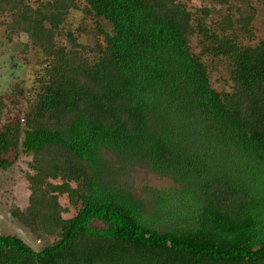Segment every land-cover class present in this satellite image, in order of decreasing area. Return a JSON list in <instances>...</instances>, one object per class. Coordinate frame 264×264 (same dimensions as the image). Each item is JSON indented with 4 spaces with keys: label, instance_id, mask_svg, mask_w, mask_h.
<instances>
[{
    "label": "trees",
    "instance_id": "obj_1",
    "mask_svg": "<svg viewBox=\"0 0 264 264\" xmlns=\"http://www.w3.org/2000/svg\"><path fill=\"white\" fill-rule=\"evenodd\" d=\"M73 9L111 31L100 28L92 47L73 32L60 42ZM212 10L184 0H0L9 38L26 33L46 59L31 96L21 84L10 103L0 94V117H10L0 169L20 151L30 157L28 204L11 214L47 240L37 250L0 233V264H264V39L243 42L253 5L218 18ZM217 64L230 90L212 85ZM103 151L118 169L142 162L182 184L186 213L164 193L148 214Z\"/></svg>",
    "mask_w": 264,
    "mask_h": 264
},
{
    "label": "rangeland",
    "instance_id": "obj_2",
    "mask_svg": "<svg viewBox=\"0 0 264 264\" xmlns=\"http://www.w3.org/2000/svg\"><path fill=\"white\" fill-rule=\"evenodd\" d=\"M186 4L195 8L197 6H209L213 10L212 16L220 17L227 8H247L248 5L256 7L255 19L252 23L253 35L245 36L243 42L256 44L264 39V1L263 0H228L220 3L218 0H184ZM34 4L37 0H31ZM10 20L9 15H0V94L10 103L16 84H21L28 90L31 96L37 86V76L46 63L45 55L40 47L33 46L26 33L14 34L9 38L6 23ZM100 28L111 31L109 21L102 17H88L82 9H73L66 16L58 34L59 41L68 44V33L73 32L78 41L89 47L94 46L98 39H102ZM196 40L193 44L197 45ZM198 45L195 50H198ZM214 67V66H213ZM212 67V68H213ZM212 85L218 90H230L231 81L226 65L217 64L211 71ZM25 109L26 104L22 105ZM13 108V107H12ZM15 108H13L14 110ZM15 109L12 116L17 114ZM9 114L0 117V129L9 120ZM105 159L110 163L112 177L123 184L133 195L144 201L148 214L154 212L159 199L165 193L168 201L165 204L175 205L178 211L186 213L188 196L184 192L182 184L174 181L169 175L160 174L152 170L145 163L133 164L126 168H119L118 157L112 151H103ZM14 164L9 169H0V233L16 234L23 238L35 249L47 243V240H38L33 236L29 228L22 225L11 214V208L15 205L25 207L28 204L30 189L26 173L29 171L28 161L30 157L18 152L13 154ZM61 203L69 208L64 213L70 217L76 212V208L69 203L67 195H63ZM185 210V211H182ZM153 211V212H152ZM165 226L161 227L164 228Z\"/></svg>",
    "mask_w": 264,
    "mask_h": 264
}]
</instances>
